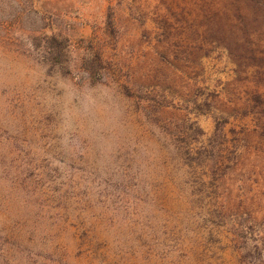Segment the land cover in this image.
<instances>
[{
    "label": "rangeland",
    "instance_id": "obj_1",
    "mask_svg": "<svg viewBox=\"0 0 264 264\" xmlns=\"http://www.w3.org/2000/svg\"><path fill=\"white\" fill-rule=\"evenodd\" d=\"M231 7L0 0V264H264V44Z\"/></svg>",
    "mask_w": 264,
    "mask_h": 264
},
{
    "label": "trees",
    "instance_id": "obj_2",
    "mask_svg": "<svg viewBox=\"0 0 264 264\" xmlns=\"http://www.w3.org/2000/svg\"><path fill=\"white\" fill-rule=\"evenodd\" d=\"M227 2L231 4V9L237 18L231 22L232 29L234 31L240 30L239 36L243 37L239 42V45H245V48L252 56L254 55L255 48L260 46L258 40L261 39V43L264 44V0H227ZM241 6H244L247 11L243 12ZM228 52L234 57V59H236L238 64L245 59L243 51L237 53L234 52L231 47L228 48ZM256 95L257 98L261 95L264 100V95L260 93H257Z\"/></svg>",
    "mask_w": 264,
    "mask_h": 264
}]
</instances>
